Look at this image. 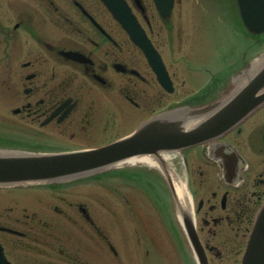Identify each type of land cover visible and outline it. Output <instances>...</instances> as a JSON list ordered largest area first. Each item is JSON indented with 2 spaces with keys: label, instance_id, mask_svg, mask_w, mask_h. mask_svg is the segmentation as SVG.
<instances>
[{
  "label": "flooded vegetation",
  "instance_id": "flooded-vegetation-1",
  "mask_svg": "<svg viewBox=\"0 0 264 264\" xmlns=\"http://www.w3.org/2000/svg\"><path fill=\"white\" fill-rule=\"evenodd\" d=\"M164 22L169 37L155 32L151 19L144 27L165 59L159 37L171 40L173 50V34ZM169 72L175 83V73ZM216 79L214 74L209 83ZM167 94L141 50L99 0H0L1 141L45 149L100 147L126 133L121 124L135 121V108L155 113L166 106ZM204 147L224 153L231 166L228 180L240 186L225 179L218 181L225 187L221 192H195L191 164L200 160L218 167L202 147L194 157L189 150L186 169L195 226L201 239L204 231L218 235L219 246L236 243L238 253L264 199V106ZM132 170L163 179L147 166ZM204 171L198 167V174ZM133 188L140 192H116L122 207L106 206L99 194L82 192V199L62 189H0L22 192L0 196L6 264H192L193 249L172 193ZM203 243L208 254L222 255L217 245Z\"/></svg>",
  "mask_w": 264,
  "mask_h": 264
},
{
  "label": "water",
  "instance_id": "water-1",
  "mask_svg": "<svg viewBox=\"0 0 264 264\" xmlns=\"http://www.w3.org/2000/svg\"><path fill=\"white\" fill-rule=\"evenodd\" d=\"M172 1L157 0L159 8L166 12L165 15L169 13ZM105 2L133 39L145 50L153 67L161 74L160 78L166 79L167 74L159 55L155 53L125 0ZM237 2L247 27L253 32L264 31V0ZM263 101L264 64L250 75L247 84L231 99L160 113L145 122L133 134L98 149L48 153L0 148V186L66 181L96 173L120 159L135 154L160 157L162 152L181 150L222 136ZM184 217L200 263L208 264L194 232L191 217L188 213H184ZM0 264H3L1 253ZM241 264H264V205L257 215Z\"/></svg>",
  "mask_w": 264,
  "mask_h": 264
},
{
  "label": "rangeland",
  "instance_id": "rangeland-1",
  "mask_svg": "<svg viewBox=\"0 0 264 264\" xmlns=\"http://www.w3.org/2000/svg\"><path fill=\"white\" fill-rule=\"evenodd\" d=\"M146 1L149 4V15L152 17L153 24L155 26V32H162L163 30L164 37L168 36L169 34L165 24L161 23L159 19L156 18L157 12L155 11V8L152 4V0ZM224 3V0H182L175 7L171 20L173 50L169 46L171 40L167 39L166 43L163 36L159 37L161 49L165 52L167 62L171 67L170 69L175 73L176 79L175 81L177 91L174 94H167L166 96L169 103L174 100L186 97L187 95L195 92L202 84H204L209 76V74L207 75V72L204 71V69L210 68L216 71L223 70L220 73V76L226 75L229 70V67L226 66L228 65V62H234L237 60L239 56L244 53V48L246 46L247 49L249 48L248 36L245 37L241 42L239 35H233L229 28H227L226 22L229 21L230 23L229 18L231 14H234V10L226 7ZM218 13L223 14V20L215 19V15ZM179 36L182 37L181 42L179 40ZM162 41L164 42L162 43ZM179 44L182 45L181 51H179L178 48ZM251 44L254 46L253 49L251 48L250 50L248 49V51H246L247 59L250 56H253L255 51L263 49L264 40L261 42H256L251 39ZM135 109H137L136 114L134 112L136 115L135 121L126 119L124 123L121 124L122 132L131 131V128L136 126L140 120L149 116V114L144 112L142 109ZM78 141L80 140H76V143L74 144L81 146L79 143H77ZM191 155L192 157L195 156L194 150H192ZM204 164L205 163L200 160H195L191 164V170H196V172H194L193 183L194 189H197L195 192H212L217 190L221 192L223 188H220L218 183L215 167L212 165L209 167V165ZM198 167H200V169L203 171L210 168V170L213 172L204 171V173L200 175L198 174ZM201 179H203V182H201ZM77 183L78 184L73 186H67L62 190H64V192H70L71 194L75 193L79 196L82 195V192L87 193V196L88 193L93 194V196H97L99 194L106 206L110 205L113 207H122L120 201L116 199V196L118 195L116 192H123L126 194L129 192H140V190L131 187L127 181L114 176H109L107 179L84 180L82 183ZM206 183H208L207 186ZM38 187L46 188L44 186ZM156 188L159 190L157 186ZM153 189H155V186H153ZM20 193L22 192H0V196H19ZM84 196L85 194L80 197L84 199ZM85 200L89 201V199ZM202 235L203 241L209 240L211 244L217 245L222 252L221 256H216L214 252L209 253L211 264H239L241 252H236L238 250L235 247L236 243L233 245L231 243H226L219 246L220 242L218 241H220L221 238H219L218 235L211 236L207 231H204ZM232 236H235L234 232H232Z\"/></svg>",
  "mask_w": 264,
  "mask_h": 264
},
{
  "label": "bare ground",
  "instance_id": "bare-ground-1",
  "mask_svg": "<svg viewBox=\"0 0 264 264\" xmlns=\"http://www.w3.org/2000/svg\"><path fill=\"white\" fill-rule=\"evenodd\" d=\"M140 160H144V161H150V162H153L152 160L154 159L153 157L151 156H141L139 157ZM164 161V160H162ZM174 175V174H173ZM175 186H176V189H177V192H181V196L184 195V192H186V188L183 184H181L180 182H175ZM184 186V187H183Z\"/></svg>",
  "mask_w": 264,
  "mask_h": 264
}]
</instances>
